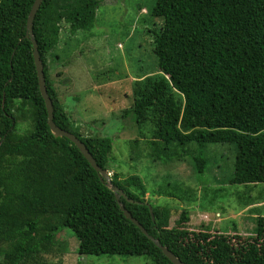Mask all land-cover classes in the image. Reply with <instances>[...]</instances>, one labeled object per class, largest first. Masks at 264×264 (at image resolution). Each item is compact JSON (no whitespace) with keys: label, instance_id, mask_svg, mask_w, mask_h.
Listing matches in <instances>:
<instances>
[{"label":"trees","instance_id":"trees-1","mask_svg":"<svg viewBox=\"0 0 264 264\" xmlns=\"http://www.w3.org/2000/svg\"><path fill=\"white\" fill-rule=\"evenodd\" d=\"M33 2L0 0V264H38L53 253L62 229L76 238L79 256H146L154 264H171L123 216L115 194L78 149L50 133L32 43L25 37ZM99 5L43 0L32 32L54 124L77 137L108 171L111 140L76 130L47 68L61 25L69 33L89 30ZM146 15L162 22L156 32L148 31L156 70L135 77L123 117L131 115L139 139L148 141L150 161L175 158L199 175L207 168L205 146L228 144L235 156L227 184H264V0H155ZM20 124L24 134L16 132ZM110 179L135 202L120 198L125 210L182 263L264 264V217L245 240L189 231L186 209L170 227V209L145 200L149 193L139 176L114 173ZM179 189L152 194L183 202Z\"/></svg>","mask_w":264,"mask_h":264},{"label":"rangeland","instance_id":"rangeland-1","mask_svg":"<svg viewBox=\"0 0 264 264\" xmlns=\"http://www.w3.org/2000/svg\"><path fill=\"white\" fill-rule=\"evenodd\" d=\"M154 3L155 0H100L94 26L89 30L69 33L62 24L59 43L47 62L50 82L82 136L111 140L107 156L110 176H139L149 193L145 200L170 209V227L186 209L190 213L185 224L189 231L248 239L253 235L255 221L264 217V184H227L234 146L206 145L207 168L195 175L189 165L175 158L170 163L150 161L148 141L139 139L131 115L123 117L132 104L135 77L156 70L157 59L148 31L156 32L162 22L146 15ZM25 129V124H20L16 132L24 134ZM159 188H181L185 191L184 201L154 196L152 192L158 194ZM55 241L53 253L41 254L45 256L38 264H154L146 256H79L77 240L68 229L60 230Z\"/></svg>","mask_w":264,"mask_h":264},{"label":"water","instance_id":"water-1","mask_svg":"<svg viewBox=\"0 0 264 264\" xmlns=\"http://www.w3.org/2000/svg\"><path fill=\"white\" fill-rule=\"evenodd\" d=\"M43 0H34L33 5L31 7L30 13L27 18L26 22V35L25 37L30 40L32 43L33 48V61H34V67L36 71L37 81H38V88L40 95L44 101L45 109L47 112V125L50 130V133L53 135L54 138H66L68 139L82 154L84 159L89 163L91 168L97 173L98 177L100 178V181L102 183H105L107 187L115 194V200L119 206L120 211L123 213V216L129 220L131 223H133L140 232L149 240L151 241L163 254V256L171 263V264H184L182 263L171 251H169L166 247L162 246L157 239H154L151 237L146 230L138 223L136 219H134L130 213L125 210L124 206L120 203V198L126 199L129 203H135L132 200L127 199L126 195L122 192V190L118 189L117 187L113 186L111 184L110 175L106 170H103L100 168L92 156L90 155L89 151L86 149L85 145L73 134L64 131L57 127L53 122V105L51 102V99L49 98V95L47 93V88L45 84V77L43 73V65L42 61L40 59V56L38 54L37 44L33 37L32 32V23L34 20V17L41 5ZM148 206L149 212L151 214L152 219V208Z\"/></svg>","mask_w":264,"mask_h":264},{"label":"built area","instance_id":"built-area-1","mask_svg":"<svg viewBox=\"0 0 264 264\" xmlns=\"http://www.w3.org/2000/svg\"><path fill=\"white\" fill-rule=\"evenodd\" d=\"M110 175V174H109Z\"/></svg>","mask_w":264,"mask_h":264}]
</instances>
